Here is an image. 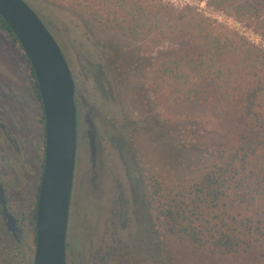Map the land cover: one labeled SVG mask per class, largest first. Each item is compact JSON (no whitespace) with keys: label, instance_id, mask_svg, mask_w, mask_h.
Segmentation results:
<instances>
[{"label":"rangeland","instance_id":"rangeland-1","mask_svg":"<svg viewBox=\"0 0 264 264\" xmlns=\"http://www.w3.org/2000/svg\"><path fill=\"white\" fill-rule=\"evenodd\" d=\"M24 1L57 42L77 93L97 115L90 116L96 140L91 156L86 108L79 104L67 256L74 264H162L165 254L155 253L159 228L154 188L173 189L201 179L212 167L207 150L216 146L215 130L226 132L230 144V128L222 122L236 87L202 73L200 55L206 43L201 35L206 31L199 20H206L212 39L227 46L238 38L260 46L256 31L237 18L228 3L218 6L214 0H141L152 13L155 6L175 16L190 10L196 21L183 27L169 23L165 15L158 29L145 28L138 37L120 30L119 20L129 15L111 0ZM24 56L0 29V62L8 65L11 81L10 88H2L9 99L7 128L20 148L18 155L0 140V182L22 232L16 243L0 216V264H33L35 250L32 212L44 134ZM224 60L233 67L229 56ZM224 88L230 90L221 100ZM166 250L176 264H264L259 253L253 261L243 255L206 254L175 241H169Z\"/></svg>","mask_w":264,"mask_h":264},{"label":"trees","instance_id":"trees-1","mask_svg":"<svg viewBox=\"0 0 264 264\" xmlns=\"http://www.w3.org/2000/svg\"><path fill=\"white\" fill-rule=\"evenodd\" d=\"M111 3L129 15L126 21L119 20L118 27L133 37L143 34L145 28L158 29L160 22H165V15L169 23L183 27L196 19L190 10L175 16L162 6H155L152 13L141 0H111ZM214 3L218 6L228 3L236 17L256 31L261 45H248L241 38L231 46L221 44L207 32L206 20H199L198 25L206 31L200 34L206 43L200 55L204 58L202 73L215 75L223 84L236 87L228 118L222 122L230 128V144L226 132L217 127L216 146L207 150L212 167L201 179L173 189L159 185L154 188L152 194L157 200L154 213L159 228L155 253L165 254L162 264H176L166 250L169 241L206 254L243 255L253 261L259 258L258 253L264 257V0H214ZM0 29L18 44L1 17ZM228 56L234 63L232 68L224 62ZM30 73L41 106L31 68ZM224 89L225 92L219 91L221 100L225 97L223 93L230 90ZM41 122L44 124L43 113ZM32 218L34 221L35 207Z\"/></svg>","mask_w":264,"mask_h":264},{"label":"water","instance_id":"water-1","mask_svg":"<svg viewBox=\"0 0 264 264\" xmlns=\"http://www.w3.org/2000/svg\"><path fill=\"white\" fill-rule=\"evenodd\" d=\"M0 17L20 45L38 86L44 117V162L35 207L33 264H66L65 245L77 152L76 85L57 42L24 0H0ZM94 135H90L94 155ZM0 214L16 243L22 232L0 184Z\"/></svg>","mask_w":264,"mask_h":264},{"label":"flooded vegetation","instance_id":"flooded-vegetation-1","mask_svg":"<svg viewBox=\"0 0 264 264\" xmlns=\"http://www.w3.org/2000/svg\"><path fill=\"white\" fill-rule=\"evenodd\" d=\"M24 59L27 62L26 57H24ZM7 74H10V69H9L8 65L0 62V140H3L5 142H8V144L12 145V147L15 149L16 153L19 155L20 154V148L18 147L17 141H16V139H13L12 137L9 136V131H8V128H7V122H8V118H9V115H10L8 113V110L9 109L7 108L9 99H7V96H6L5 92L2 89V88H10L11 87L10 86V82L11 81L8 78V75ZM5 78L8 81H6ZM33 88H35V87H33ZM75 103H76V109H77V123H78V126L81 124L80 123V115H79V104L82 105L83 108H86L85 109V112H84L83 119H84L85 123L88 124V127L90 128V130L89 131L87 130V132H86L87 140L89 141V145H90V135H91V132H93V135H94V131L92 129L93 128V121H92V118L90 116L93 117V116H97V115L95 113V110H93V108L90 107L86 103V101L84 100V98L77 93V90H75ZM40 109H41V115H42V113H43V111H42V104L40 106ZM43 134H44V124H43ZM77 138H78V136H77ZM94 145H96L95 138H94V141H93V146ZM43 147H44V136H43ZM94 148H95V146H94ZM43 155H44V152H43ZM43 162H44V159H43ZM42 169L43 168L41 167V175H40V179H39V185H38V188H37L36 202H37V196H38L39 186H40V181H41V176H42ZM0 184H1V182H0ZM1 186H2L3 191H4V194H5L4 187H3L2 184H1ZM5 199H6L7 208L9 210L6 195H5ZM71 200H72V194H71V199H70V206H71ZM36 202H35V204H36ZM35 204H34V207H36ZM70 206H69V213H70ZM137 211L140 212L138 216L140 218L143 217V211H142V209L140 207H138V210ZM137 211H135V212H137ZM9 212H10V210H9ZM0 216H1V214H0ZM15 220H16V218H15ZM34 222H35V220L33 221V223ZM17 225H18V222H17ZM65 252H66V256H65V258H66L65 261L66 262L65 263L66 264H74L73 262L70 261V258L67 256L66 245H65ZM77 256H78L79 261H81V255L78 254ZM89 258L91 260L92 259V255Z\"/></svg>","mask_w":264,"mask_h":264}]
</instances>
